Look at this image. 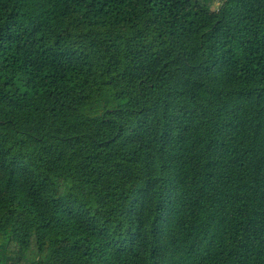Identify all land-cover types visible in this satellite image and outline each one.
I'll list each match as a JSON object with an SVG mask.
<instances>
[{
  "label": "trees",
  "instance_id": "obj_1",
  "mask_svg": "<svg viewBox=\"0 0 264 264\" xmlns=\"http://www.w3.org/2000/svg\"><path fill=\"white\" fill-rule=\"evenodd\" d=\"M0 264H264V0H0Z\"/></svg>",
  "mask_w": 264,
  "mask_h": 264
},
{
  "label": "rangeland",
  "instance_id": "obj_2",
  "mask_svg": "<svg viewBox=\"0 0 264 264\" xmlns=\"http://www.w3.org/2000/svg\"><path fill=\"white\" fill-rule=\"evenodd\" d=\"M217 3H214L212 6H213V8H216L217 7Z\"/></svg>",
  "mask_w": 264,
  "mask_h": 264
}]
</instances>
